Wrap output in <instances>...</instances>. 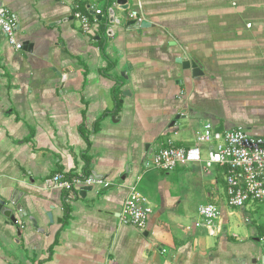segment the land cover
<instances>
[{"label":"crops","instance_id":"0c3cea01","mask_svg":"<svg viewBox=\"0 0 264 264\" xmlns=\"http://www.w3.org/2000/svg\"><path fill=\"white\" fill-rule=\"evenodd\" d=\"M0 1L25 47L0 31V198L19 220L0 211V264H264L262 204L229 206L222 168L188 163L173 179L146 162L163 142L192 146L209 122L264 136V0H112L116 17L151 26L109 23L111 40L108 0L80 1L103 16L89 33L77 0ZM79 172L114 186L54 188L55 174ZM133 185L153 209L143 230L120 218ZM207 203L220 209L214 234L196 226Z\"/></svg>","mask_w":264,"mask_h":264},{"label":"built area","instance_id":"2783aa9c","mask_svg":"<svg viewBox=\"0 0 264 264\" xmlns=\"http://www.w3.org/2000/svg\"><path fill=\"white\" fill-rule=\"evenodd\" d=\"M80 1L74 4L75 18L81 23L84 32L89 33L93 24L98 23L88 13L83 12ZM96 14H102L97 9ZM131 20L144 21L137 13L128 14ZM18 20L7 8L0 10V28L9 43L17 50H23V43L17 37ZM204 147H207V159H204ZM204 162L207 168L219 166L225 169L226 195L229 206L245 207L249 203L264 204V136H255L244 129L226 131L216 130L212 123L205 124L197 132L195 142L190 147L177 146L173 141L161 143L148 164L163 171H172L179 165ZM54 188L67 192L70 196L85 186L100 185L107 187L110 182L88 175L84 172L73 175L57 173L52 178ZM153 213L148 199L135 185L129 189L120 218L125 225L145 229L149 216ZM199 220L196 226L211 228L214 234V222L220 216V209L213 203L201 205L198 209Z\"/></svg>","mask_w":264,"mask_h":264},{"label":"water","instance_id":"95a60500","mask_svg":"<svg viewBox=\"0 0 264 264\" xmlns=\"http://www.w3.org/2000/svg\"><path fill=\"white\" fill-rule=\"evenodd\" d=\"M117 5L119 6V9L122 11H126L129 8V4L127 3V0H116ZM3 9V2L0 1V10ZM109 22L103 23L100 26V32H105L109 36V40L114 36L115 31L112 28H109V23L110 24H116L118 26H125L129 30H137V31H142L143 29L150 27L151 23L144 20L142 22L136 21V20H131L128 16H121V17H116V11L113 7L109 8ZM96 12L93 11V14ZM103 16H98V21L102 22ZM0 31L1 28H0ZM100 39V37H98ZM25 48V47H24ZM23 48V49H24ZM180 64H182L184 69H191L193 71V74L196 76L199 73H201V70L198 66V64L194 61H191L187 56H182L178 58L177 60ZM148 155L145 153L142 157L144 161H146ZM148 161V160H147ZM146 161V162H147ZM94 177L98 178L96 174H93ZM125 179V178H122ZM119 183V182H118ZM114 184H111L107 186V188L113 187ZM19 191L15 190L9 200L10 204L16 207L17 211L19 212V215L23 218L26 215V212L23 209L22 204L20 203V197H19ZM0 211H3V213L10 218L14 223H18V218L15 217L14 215V208L7 206V203L5 199L0 198ZM30 220L33 222L34 227L39 228L37 219L35 217H30ZM252 264H259L257 259H254L252 261Z\"/></svg>","mask_w":264,"mask_h":264},{"label":"rangeland","instance_id":"374dc122","mask_svg":"<svg viewBox=\"0 0 264 264\" xmlns=\"http://www.w3.org/2000/svg\"><path fill=\"white\" fill-rule=\"evenodd\" d=\"M204 154H207L208 152H207V147H204ZM180 166V165H179ZM177 168V167H176ZM170 175L172 176V178L173 179H175L176 177H177V175L175 174V173H173L172 171H171V173H170ZM259 204H262V203H259ZM257 209L259 210V211H264L263 209H264V204H262L261 206H259V207H257ZM232 222H236L237 221V217L236 216H233L232 218Z\"/></svg>","mask_w":264,"mask_h":264},{"label":"trees","instance_id":"16d2710c","mask_svg":"<svg viewBox=\"0 0 264 264\" xmlns=\"http://www.w3.org/2000/svg\"><path fill=\"white\" fill-rule=\"evenodd\" d=\"M111 7H112V0H108V3H107V5H106V10H109V8H111ZM82 9H83V11H84L85 13H89L85 4H83ZM117 104H118V102H117ZM220 168H221V167H220ZM222 169H223V168H222ZM223 173L225 174V169H223ZM86 174L91 175V174H89V173H86ZM224 182H225V185H226V181H225V179H224ZM66 205H68V204H66ZM66 210H67V211L69 210L68 207H67Z\"/></svg>","mask_w":264,"mask_h":264},{"label":"bare ground","instance_id":"6f19581e","mask_svg":"<svg viewBox=\"0 0 264 264\" xmlns=\"http://www.w3.org/2000/svg\"><path fill=\"white\" fill-rule=\"evenodd\" d=\"M147 163H148V161H147Z\"/></svg>","mask_w":264,"mask_h":264}]
</instances>
